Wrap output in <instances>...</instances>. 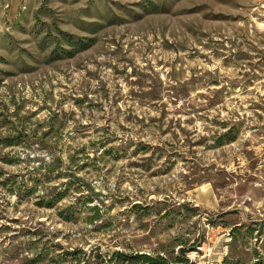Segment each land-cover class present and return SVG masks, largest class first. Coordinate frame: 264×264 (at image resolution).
I'll use <instances>...</instances> for the list:
<instances>
[{
    "label": "rangeland",
    "instance_id": "374dc122",
    "mask_svg": "<svg viewBox=\"0 0 264 264\" xmlns=\"http://www.w3.org/2000/svg\"><path fill=\"white\" fill-rule=\"evenodd\" d=\"M115 252L264 264V0H0V264Z\"/></svg>",
    "mask_w": 264,
    "mask_h": 264
},
{
    "label": "trees",
    "instance_id": "16d2710c",
    "mask_svg": "<svg viewBox=\"0 0 264 264\" xmlns=\"http://www.w3.org/2000/svg\"><path fill=\"white\" fill-rule=\"evenodd\" d=\"M70 43H71L70 45H83V47L87 45V43H85L82 38L76 39L74 42L70 41ZM234 137H235V134L233 133V130L228 129L226 132L219 134L218 137H216L215 142L221 143V142L231 141L234 139ZM138 257L140 259H142L144 264H168V263H166L164 258H162L161 256L154 257V256H151L148 254H141ZM135 258L129 259L128 257L124 256V254L115 252L114 257H112L111 260L108 262L113 263V260L116 259V262L113 264H128V263H126V261L132 260L131 262L129 261V263L130 264H136L135 262L133 263V260ZM188 261L189 260L187 258H185V262H188ZM239 261L236 263H232V262H230V260L228 258H225L223 260V264H243V262H239ZM190 264H192V263H190ZM254 264H258V263H254Z\"/></svg>",
    "mask_w": 264,
    "mask_h": 264
}]
</instances>
